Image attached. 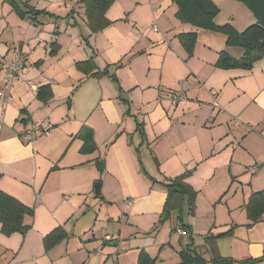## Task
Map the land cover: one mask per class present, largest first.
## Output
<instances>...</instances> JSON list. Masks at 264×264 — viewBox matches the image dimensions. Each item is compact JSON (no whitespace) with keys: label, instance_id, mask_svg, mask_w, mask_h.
Returning <instances> with one entry per match:
<instances>
[{"label":"crops","instance_id":"1","mask_svg":"<svg viewBox=\"0 0 264 264\" xmlns=\"http://www.w3.org/2000/svg\"><path fill=\"white\" fill-rule=\"evenodd\" d=\"M212 1L218 25L257 22L241 1ZM16 2L26 14L0 0V86L6 63L26 54L12 102L0 99V191L34 214L26 233L7 235L0 222V264H138L142 251L166 264L164 250L176 259L190 242L208 264L213 250L264 264V213H247L264 193V55L250 70L218 67L222 51L244 49L182 21L174 0H115L98 31L83 0ZM172 92L187 101L173 105ZM39 120L51 133L25 139ZM187 171L198 195L180 235L175 215L160 223L163 182ZM55 229L64 236L47 249Z\"/></svg>","mask_w":264,"mask_h":264},{"label":"trees","instance_id":"2","mask_svg":"<svg viewBox=\"0 0 264 264\" xmlns=\"http://www.w3.org/2000/svg\"><path fill=\"white\" fill-rule=\"evenodd\" d=\"M10 1L21 15L27 12L21 11L18 8L16 0ZM86 5V11L89 19L90 27L94 31H98L110 22L105 14L115 0H83ZM178 5L177 16L184 22H190L199 28H204L210 31L218 32L226 36V44L229 46H239L244 49V54L241 58H236L226 51L219 54L216 65L220 68H242L250 70L254 62L261 59L264 55V0H238L243 2L255 15L257 22L245 30L238 31L230 23L218 25L214 19L219 12L218 5L212 0H174ZM197 34L188 33L183 36L187 47L192 50ZM51 53H55L54 50ZM22 73V72H21ZM104 72L94 71L92 75H100ZM17 78V77H16ZM41 90V89H40ZM41 94V93H39ZM174 96H181L184 101L180 100L173 103ZM50 97H43L47 101ZM173 105L178 106L187 101V97L179 92H172L170 95ZM190 172H184L174 178H169L163 184L167 188V199L164 210L160 218V223L171 219L174 215L179 221V225L175 228L186 230L188 228L183 224L184 210L187 209L190 214L195 213L196 199L198 191L187 182ZM248 217L252 222H257L262 218L264 213V193L255 192L247 205ZM34 214V208L26 206L19 202L14 197L0 191V222H2L3 233L10 235L13 232L26 233L30 226L24 223L25 215ZM233 229L223 232L215 238L231 234ZM178 233V232H177ZM64 233L60 229H55L45 237V246L47 249L52 248ZM192 240V237L190 236ZM192 242L183 247L181 252L183 260L178 264H207L208 261L193 249ZM252 260L246 262L237 261L233 258L223 257L216 250H213L211 259L212 264H249ZM138 264H156L155 258L151 257L146 251H142Z\"/></svg>","mask_w":264,"mask_h":264},{"label":"built area","instance_id":"3","mask_svg":"<svg viewBox=\"0 0 264 264\" xmlns=\"http://www.w3.org/2000/svg\"><path fill=\"white\" fill-rule=\"evenodd\" d=\"M157 30L158 27L156 25H153L149 30ZM25 57L26 54L23 52L17 53L14 58L10 59L6 65V72L8 74L7 79L5 80L3 86H0V99L2 101L3 107L8 106L12 102V96H11V91L14 86L16 77L21 74L23 69L25 68ZM29 85L32 89H36L37 85L33 82L29 81ZM183 102L184 98L181 96H174L173 98V103H177L178 101ZM54 125L48 121V120H39L37 121L32 128L26 130L23 133V137L27 140H34L37 135H48L51 133ZM256 170V167H252L251 171L254 172ZM177 232L180 235H185L187 234L186 230L182 228H178ZM107 240H112V236L107 235L106 236Z\"/></svg>","mask_w":264,"mask_h":264},{"label":"rangeland","instance_id":"4","mask_svg":"<svg viewBox=\"0 0 264 264\" xmlns=\"http://www.w3.org/2000/svg\"><path fill=\"white\" fill-rule=\"evenodd\" d=\"M97 168L99 170V166H97ZM184 216H185V214H184ZM203 243L205 244V242H203ZM206 244L209 246L208 243H206ZM193 249H195V248H193ZM182 250H183V248L179 251V253H177V256L178 257L176 259H175V255H173L172 252L171 253L170 252L167 253V250L166 251L165 250L163 251L161 257H163V258L165 257L167 259L166 262H165L166 264H178V263H180L183 260V257H182V254H181ZM191 264H197V263H191Z\"/></svg>","mask_w":264,"mask_h":264},{"label":"water","instance_id":"5","mask_svg":"<svg viewBox=\"0 0 264 264\" xmlns=\"http://www.w3.org/2000/svg\"><path fill=\"white\" fill-rule=\"evenodd\" d=\"M99 168L101 170V166ZM95 193H96L97 196H100L101 195V184L100 183H97L96 184V186H95Z\"/></svg>","mask_w":264,"mask_h":264}]
</instances>
